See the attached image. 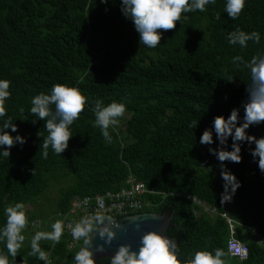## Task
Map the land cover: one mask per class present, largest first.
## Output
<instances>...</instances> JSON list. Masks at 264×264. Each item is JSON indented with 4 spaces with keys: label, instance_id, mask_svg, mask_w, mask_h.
Listing matches in <instances>:
<instances>
[{
    "label": "trees",
    "instance_id": "obj_1",
    "mask_svg": "<svg viewBox=\"0 0 264 264\" xmlns=\"http://www.w3.org/2000/svg\"><path fill=\"white\" fill-rule=\"evenodd\" d=\"M225 2L216 0L205 12L183 14L176 30L163 33L161 44L150 49L139 44L132 22L120 11V0H0V79L11 81L7 116L18 127L11 134L27 139L11 148L10 158L0 156V227L7 204L22 201L37 209L51 183L67 182L45 231L72 200L116 192L131 177L156 193L151 198L155 208L146 212L172 214L174 228H167L166 235L183 241L184 254L205 246L226 251L229 237L219 216L225 213L236 225L235 239L247 248L245 261L227 257L228 264H264V174L249 153L255 145L242 144L241 163L225 162L241 187L231 202L221 205L220 162L208 151L218 146L215 132L211 146L199 143L217 115L227 118L233 108H240L243 117L249 74L232 57L247 60L264 53V0H246L236 20L224 11ZM236 28L258 31L260 44L249 41L246 49L230 45L226 37ZM230 76L234 82H227ZM56 83L79 87L88 103L70 126L68 149L56 155L49 148L44 159L42 137L48 133L44 121L31 114L30 101L41 92L50 93ZM97 99L104 105L122 102L127 108L119 121H124L122 128L109 129L111 143L93 126ZM3 119L7 117L0 123ZM192 121H199L196 129L188 127ZM246 131L260 138L264 123ZM231 143L230 137L228 150ZM163 194L168 195L164 200ZM191 199L215 215L203 214ZM45 217L41 209L29 215L25 233L35 228L33 221L41 231ZM66 241L63 235L59 244L40 242L48 264H74L82 240L72 250L66 249ZM0 251H6L2 243ZM29 251L30 243L22 246L17 264L23 257L27 264H45ZM97 264H109V259Z\"/></svg>",
    "mask_w": 264,
    "mask_h": 264
},
{
    "label": "clouds",
    "instance_id": "obj_2",
    "mask_svg": "<svg viewBox=\"0 0 264 264\" xmlns=\"http://www.w3.org/2000/svg\"><path fill=\"white\" fill-rule=\"evenodd\" d=\"M107 4L109 0H100ZM216 0H120V11L125 19L130 20L139 36V44L147 48H156L164 39L163 33L174 31L181 22L183 14L190 12H205L209 4L214 5ZM246 7V0H226L224 11L232 20L239 18ZM107 11V9H106ZM215 18L220 19L216 13ZM232 46L241 49L248 47V42L260 44L261 35L258 31L245 32L236 28L226 37ZM238 69H246L249 80L246 83V99L241 103L243 117L240 108H233L227 118L217 115L213 119L212 128H206L200 136L201 145L211 146L215 143V132L218 146L209 147L208 151L220 162V177L223 180V192L220 194V204L224 205L232 201L236 191L241 187V182L226 167L225 162L239 164L243 157L242 144H254L249 148L253 162L257 163L259 171L264 174V136L257 138L249 135L247 129L264 123V53H257L250 59L242 55L232 57L231 61ZM82 83V81H80ZM227 82H234V77H228ZM11 81L0 79V156L10 158L11 148L17 144L27 143V139L17 134L18 127L10 116H7L6 101L10 99ZM227 99V97H225ZM87 97L83 95L79 87L56 83L50 93L43 92L31 98L30 112L33 116L44 121V127L48 135L42 137V157L47 159L49 148L56 155H62L69 147L72 133L70 126L78 120L87 105ZM92 111L95 115L94 127L100 129L105 141L111 143L110 128L115 129L126 111V105L122 102L112 101L104 105L100 99L95 100ZM21 108L20 112L23 113ZM37 120H33L35 124ZM199 121H192L188 127L196 129ZM10 130V131H9ZM231 137V150H228V140ZM31 175H35L31 169ZM5 222L0 227V243L6 251H0V264H17L16 258L26 240L25 231L29 227V218L25 204L20 202L9 203L3 209ZM135 217V216H132ZM32 223H36L33 221ZM122 225L106 212L96 210L87 213L73 223L70 228L74 241H83L79 250L75 253L74 264H96L95 255L105 254L117 240L118 231ZM37 229V228H35ZM50 231H36L30 240L29 256L36 257L48 264L47 253L41 248V241H52L59 244L65 232V223L57 219L50 225ZM137 238L119 242L114 254L106 256L109 264H228L227 257L233 251L227 252L223 248L209 250H195L184 254L176 239L164 234L157 229H141L137 226ZM98 236L100 243L95 242ZM238 251V250H236ZM11 258V259H10ZM105 258V257H104ZM21 264H27L23 257Z\"/></svg>",
    "mask_w": 264,
    "mask_h": 264
},
{
    "label": "built area",
    "instance_id": "obj_3",
    "mask_svg": "<svg viewBox=\"0 0 264 264\" xmlns=\"http://www.w3.org/2000/svg\"><path fill=\"white\" fill-rule=\"evenodd\" d=\"M155 195V192L146 190L141 183L136 182L133 178L129 177L125 182V187L116 192L72 200L69 203L68 210L64 214L58 215L60 220H63L65 223L64 235L67 237L66 249L72 250L80 242L72 239L70 228L73 223L81 218V216L100 210L111 215L115 220L116 218L144 213L147 210L155 208V203L151 200ZM167 196L168 195L163 194L161 197L164 200ZM190 202L197 206L203 214L209 217L215 215L213 209L206 207L195 199H191ZM219 216L227 228L229 237L225 247L226 252L230 248L233 249L228 257L233 258L238 262L245 261L247 258V248L244 244L235 239V223L225 213L220 214ZM38 225L39 223L36 221L34 227L37 228Z\"/></svg>",
    "mask_w": 264,
    "mask_h": 264
},
{
    "label": "water",
    "instance_id": "obj_4",
    "mask_svg": "<svg viewBox=\"0 0 264 264\" xmlns=\"http://www.w3.org/2000/svg\"><path fill=\"white\" fill-rule=\"evenodd\" d=\"M132 216L116 218L117 222L122 225V228L118 231L117 240L114 241L113 246L108 250L107 253L95 255L96 264L100 260L108 259L106 256L114 254L119 242H123L124 240L136 239L138 235L136 231L137 226H139L141 229L161 230L164 231L165 235L167 228H174V225H172V214H167L166 212L162 214L144 212ZM95 242H101L99 241L98 236L95 238ZM82 243L83 241L81 242L80 246L82 245Z\"/></svg>",
    "mask_w": 264,
    "mask_h": 264
},
{
    "label": "rangeland",
    "instance_id": "obj_5",
    "mask_svg": "<svg viewBox=\"0 0 264 264\" xmlns=\"http://www.w3.org/2000/svg\"><path fill=\"white\" fill-rule=\"evenodd\" d=\"M124 121L120 122L116 128H122V124ZM61 182V183H60ZM58 184L56 183H51L49 185L48 190L44 193V195L42 196L39 205L37 206V209H41L42 212L45 214V218H44V226L43 229L41 231H45V228L49 222V214L50 212L54 209V204L56 201V197L58 195V192L61 188L65 187L67 182L62 183V181H60ZM218 184L220 186L221 189V193L223 192V181L221 178H218ZM26 209V213L27 215H31V214H35L36 213V208H33L32 206H25ZM32 229H30L29 233H24L26 236V240L24 242V245H27L28 243H30L31 237L35 234L36 231H40L39 227L38 229H35L31 226Z\"/></svg>",
    "mask_w": 264,
    "mask_h": 264
},
{
    "label": "bare ground",
    "instance_id": "obj_6",
    "mask_svg": "<svg viewBox=\"0 0 264 264\" xmlns=\"http://www.w3.org/2000/svg\"><path fill=\"white\" fill-rule=\"evenodd\" d=\"M145 187V186H144ZM215 212V211H214ZM236 227V226H235Z\"/></svg>",
    "mask_w": 264,
    "mask_h": 264
}]
</instances>
